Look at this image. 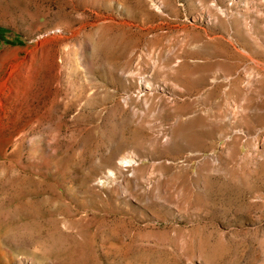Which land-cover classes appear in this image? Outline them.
Wrapping results in <instances>:
<instances>
[{
  "label": "rangeland",
  "instance_id": "374dc122",
  "mask_svg": "<svg viewBox=\"0 0 264 264\" xmlns=\"http://www.w3.org/2000/svg\"><path fill=\"white\" fill-rule=\"evenodd\" d=\"M0 264H264V0H0Z\"/></svg>",
  "mask_w": 264,
  "mask_h": 264
},
{
  "label": "bare ground",
  "instance_id": "6f19581e",
  "mask_svg": "<svg viewBox=\"0 0 264 264\" xmlns=\"http://www.w3.org/2000/svg\"><path fill=\"white\" fill-rule=\"evenodd\" d=\"M138 73H139V72H138ZM132 75H133V74H132ZM140 75H141V74H140ZM134 76H135V75H134ZM125 159H126V158H125ZM129 160H130V159H129ZM123 161H124V160H123ZM125 162H127V161H125ZM121 163H123V162H121ZM123 164H125V163H123ZM126 164H127V163H126ZM131 165H132V164H131ZM129 166H130V165H129ZM120 167H121V166H120ZM123 167H124V166H123ZM122 169H123V168H122ZM123 170H124V169H123ZM123 170H122V171H123ZM119 172H120V170H119ZM113 173H114V172H113ZM114 174H115V173H114ZM114 174H113V175H114ZM120 174H122V173H120ZM109 175H110V174H109ZM115 175H116V174H115ZM111 176H112V175H111ZM108 178H109V177H107V180H108ZM116 178H117V176H116ZM117 179H118V178H117Z\"/></svg>",
  "mask_w": 264,
  "mask_h": 264
},
{
  "label": "trees",
  "instance_id": "16d2710c",
  "mask_svg": "<svg viewBox=\"0 0 264 264\" xmlns=\"http://www.w3.org/2000/svg\"><path fill=\"white\" fill-rule=\"evenodd\" d=\"M5 30V29H4Z\"/></svg>",
  "mask_w": 264,
  "mask_h": 264
}]
</instances>
